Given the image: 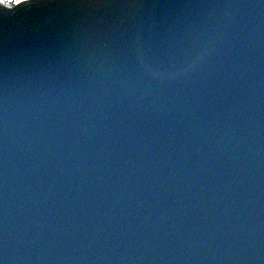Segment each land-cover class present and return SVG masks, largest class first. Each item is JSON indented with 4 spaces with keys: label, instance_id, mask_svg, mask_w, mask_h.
Returning <instances> with one entry per match:
<instances>
[{
    "label": "water",
    "instance_id": "obj_1",
    "mask_svg": "<svg viewBox=\"0 0 264 264\" xmlns=\"http://www.w3.org/2000/svg\"><path fill=\"white\" fill-rule=\"evenodd\" d=\"M71 3L0 22V264H264V0Z\"/></svg>",
    "mask_w": 264,
    "mask_h": 264
},
{
    "label": "snow or ice",
    "instance_id": "obj_2",
    "mask_svg": "<svg viewBox=\"0 0 264 264\" xmlns=\"http://www.w3.org/2000/svg\"><path fill=\"white\" fill-rule=\"evenodd\" d=\"M82 5V0H79ZM78 0H72L71 6H77ZM3 10H0V22L6 21L10 13L20 12L24 9L31 11L44 5V0H0ZM23 6V7H22ZM95 6V5H92Z\"/></svg>",
    "mask_w": 264,
    "mask_h": 264
}]
</instances>
